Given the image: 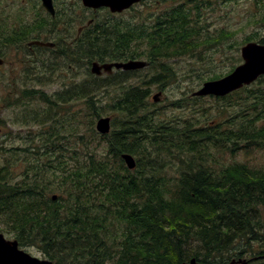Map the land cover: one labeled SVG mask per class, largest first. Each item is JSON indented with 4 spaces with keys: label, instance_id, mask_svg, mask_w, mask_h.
Segmentation results:
<instances>
[{
    "label": "trees",
    "instance_id": "obj_1",
    "mask_svg": "<svg viewBox=\"0 0 264 264\" xmlns=\"http://www.w3.org/2000/svg\"><path fill=\"white\" fill-rule=\"evenodd\" d=\"M163 22L166 30L143 36L151 40L146 56L159 63L162 72L125 88L114 103L127 120L117 128L112 122L114 129L104 135L91 121L87 138L78 134L69 144L57 137V148L49 133L53 148L40 155V165L27 159L21 180L10 182L5 177L7 166L0 167L1 224L20 247L37 248L53 264H181L192 256L208 255L213 247H231L237 239L264 241V234L256 235L264 230L260 215L264 165L224 164L216 156L220 150L233 154L264 148V125L256 126L264 117V89H248L238 99L253 102L234 116L238 120H230L233 127L225 128L229 120L222 127L219 122L197 126L190 118L151 119L146 104L149 84L162 82L166 73L172 77L170 68L156 61L155 55L192 54L204 40L190 8L182 4L172 7ZM93 28L85 48L76 49L78 58L83 54L89 66L93 61L140 57L139 51H129V29L102 33L98 26ZM122 74L109 83L118 85L130 78ZM86 85L70 95L74 102L83 101L91 118H97L102 113L96 103L99 91L110 85L98 82L95 75ZM58 96L40 97L57 106ZM230 96L213 98L224 101ZM98 137L106 142L101 151ZM122 153L136 156L134 169L125 166ZM188 239L199 240L200 247L191 249Z\"/></svg>",
    "mask_w": 264,
    "mask_h": 264
},
{
    "label": "rangeland",
    "instance_id": "obj_2",
    "mask_svg": "<svg viewBox=\"0 0 264 264\" xmlns=\"http://www.w3.org/2000/svg\"><path fill=\"white\" fill-rule=\"evenodd\" d=\"M179 4L186 9L190 8L191 18L197 22L200 30L199 37L204 40L198 43L192 54H182V57L177 59L160 60L170 68L172 77L170 78L169 73H166L162 77V82L149 84L151 92L147 99L148 103H146L147 116L163 122L174 119L182 122L190 118L197 123V126H211L219 122L222 123V127H225L223 123L229 120L225 128L233 127V122L230 120H238V116L236 119L234 116L240 115V109H247L248 103L253 102L252 98H248L246 103L245 100L238 99L243 98L248 89L254 92L258 88L264 89V78L261 77L260 80L251 83L244 90L231 95L230 99L224 101H217L212 96L195 99L190 94L197 90L204 81L213 76L224 75L238 65L241 62L239 49L246 41H259L264 38V6L261 0H191V2L190 0H147L136 5L134 9L117 15L108 16L105 11L95 12L91 14L96 18L93 27L105 26L102 20H107L108 26L115 25L117 29L125 30L129 29L132 19L135 18L136 34L139 35L143 33V30L139 31L140 27L150 30L162 11L169 12L172 7ZM2 5L0 2V7ZM195 6H198V9H193ZM41 16L44 20L43 13ZM148 50L147 40L141 35L137 40L136 52L147 55ZM141 57L137 59L149 61ZM158 64L149 62L144 68L134 73H124L130 78L118 85L110 84L109 80L121 77V72H114L110 76L106 74L96 76L98 82L110 85L102 87L98 94L96 103L102 107L100 116H109L115 128L119 127L121 121L127 120L126 114L116 109L115 105L118 104L114 103H117V98L125 91V88L136 86L141 79L152 78L153 75L162 72ZM35 69L34 75L28 77L21 75L20 78L11 79L10 76L0 75V124H3L5 128L0 134V167L7 166L5 170L8 175L5 177L10 179V182L21 180L20 175L28 164L27 159L31 160L30 164L40 165L42 163L40 155L52 147L48 142L49 133H52V141H55L53 147H58L57 137L65 138L71 144L73 136L77 137L78 134L87 138L90 133V122H93L94 127L98 118H91L83 101L74 102L70 95L80 86H87L86 84L93 75L89 71V64L88 74L85 75V65L80 61L70 62L60 53L52 55L42 53L37 59ZM26 86H34L38 89L34 93L24 94L22 87ZM159 89L162 90L159 100L154 102L152 96L159 92ZM41 95L53 100L59 95L61 99L59 104L54 106L44 102ZM175 100L181 103H175ZM3 118L5 121H2ZM235 125L238 126L239 123L236 122ZM262 125H264V117L256 123L257 127ZM135 134L137 135V132ZM97 140V147L101 151L106 142L100 137ZM59 141L62 142V139ZM216 156L218 161L224 164L235 161L253 167L264 165V148L253 149L250 152L236 151L233 154L220 150L216 152ZM134 158L136 160V156ZM45 173L51 175L48 171ZM169 173L174 172L172 170ZM260 215L264 225V207H261ZM0 232L6 238L13 239L6 231V227L1 224V218ZM187 242L190 243L191 249L196 250L200 247L198 246L199 240L188 239ZM22 249L31 255L46 258L35 247H22ZM206 251L208 250L203 252Z\"/></svg>",
    "mask_w": 264,
    "mask_h": 264
},
{
    "label": "flooded vegetation",
    "instance_id": "obj_3",
    "mask_svg": "<svg viewBox=\"0 0 264 264\" xmlns=\"http://www.w3.org/2000/svg\"><path fill=\"white\" fill-rule=\"evenodd\" d=\"M145 1L147 0L134 2L128 8L120 12H113L106 6H100L98 8L85 6L81 0H52L54 15H50V13L42 7L41 0H0L3 4L0 7V58L2 59V64H0V75L10 76L11 79L20 78L21 75L22 77L33 76L36 72L35 64L37 63L39 55L42 53H49V55L60 53L62 56H66V59L70 62L73 60L80 61L81 64L85 65L84 74L87 75V57L81 54V59H79L76 49L78 46H80V51L85 48L84 46L87 44L86 42L88 40V33L94 29L93 25L96 18L93 17V15L91 16V14L98 11H105L108 16L117 15L134 9L136 5L144 3ZM261 2L262 6H264V0H261ZM41 13L44 15L43 23ZM166 14L167 12L162 11L151 26L152 28L150 27V30L142 28V30H144L142 36H152V33L157 34L158 31H162V28L166 30L167 22H163V20L166 19ZM103 19H105V17ZM159 19L161 23H158ZM102 21L106 24L105 26L98 25L102 33L112 31L113 28H116L115 25L108 26L107 20ZM135 21V18L132 19L128 34L129 51L134 53L136 52L137 40L139 39L137 37L138 33L136 34ZM158 24H161V27H159ZM117 30L119 32L120 29ZM145 39L147 42H151L147 37ZM247 42L249 41L245 43ZM254 42L264 45V38ZM47 43H51V45H47ZM241 47L239 51L242 62ZM178 51L181 52V50ZM132 56L134 57L135 54ZM140 57L148 59L149 61H146L148 64L153 60L149 56L147 57L142 54ZM180 57H182L181 53L178 55H171L168 58L155 55V60H169ZM130 59L137 58L127 57L123 59V61ZM135 71L136 70L116 69L113 67L109 73L101 71V74L98 76L100 77L103 74L110 76L114 72L131 74ZM261 77L264 78V75L259 76L255 81L260 80ZM246 87L247 86H243L230 94L233 95L238 91L244 90ZM22 88L24 94L34 93V91L38 89L34 86ZM159 92L161 93L162 90L159 89ZM3 120L5 121V118H3L2 121ZM4 129L3 124H0V134L4 132ZM258 234H264V231L257 232L256 235ZM252 236L255 237V235ZM192 258L194 259V264H264V241L258 239H237L231 247H213L208 255L192 256L187 262Z\"/></svg>",
    "mask_w": 264,
    "mask_h": 264
},
{
    "label": "water",
    "instance_id": "obj_4",
    "mask_svg": "<svg viewBox=\"0 0 264 264\" xmlns=\"http://www.w3.org/2000/svg\"><path fill=\"white\" fill-rule=\"evenodd\" d=\"M85 6L98 8L100 6L109 7L111 11H122L128 8L132 3L140 0H81ZM43 8L54 15L52 0H41ZM51 45V43H47ZM241 56L243 62L237 65L231 72L218 79L206 80L202 85L191 93L192 96H225L230 92L239 89L243 85H249L256 80L260 75L264 74V45L256 42H248L241 47ZM0 64L2 59L0 58ZM147 65L143 60H127L124 62L104 63L99 64L93 62L90 66V72L94 75H100L101 71L109 73L113 67L116 69L131 70L142 69ZM160 92L152 96V100H159ZM110 117L101 116L95 121V130L100 134H107L110 131ZM126 167L133 169L136 165L134 157L129 153L121 155ZM52 199L56 195L51 196ZM0 264H53L47 258H40L31 255L29 252L20 248L15 239H7L0 233ZM181 264H194V259L184 261Z\"/></svg>",
    "mask_w": 264,
    "mask_h": 264
},
{
    "label": "bare ground",
    "instance_id": "obj_5",
    "mask_svg": "<svg viewBox=\"0 0 264 264\" xmlns=\"http://www.w3.org/2000/svg\"><path fill=\"white\" fill-rule=\"evenodd\" d=\"M43 7V6H42ZM88 54V53H87ZM93 62H97V63H99V64H104V63H114V62H124V61H109V62H104V63H100V62H98V61H93ZM92 62V63H93ZM91 63V64H92ZM83 90H84V88H82ZM130 154V153H129ZM122 155V154H121ZM132 155V154H131ZM133 156V155H132ZM134 157V156H133ZM122 158V157H121ZM123 160V159H122Z\"/></svg>",
    "mask_w": 264,
    "mask_h": 264
}]
</instances>
